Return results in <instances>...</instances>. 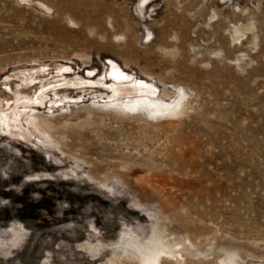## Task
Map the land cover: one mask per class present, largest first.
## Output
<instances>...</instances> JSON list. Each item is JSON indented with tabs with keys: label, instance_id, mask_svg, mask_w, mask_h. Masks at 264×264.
<instances>
[{
	"label": "rangeland",
	"instance_id": "374dc122",
	"mask_svg": "<svg viewBox=\"0 0 264 264\" xmlns=\"http://www.w3.org/2000/svg\"><path fill=\"white\" fill-rule=\"evenodd\" d=\"M64 78L92 83L0 127V264H147L164 229L182 257L159 264H264V0H0V112Z\"/></svg>",
	"mask_w": 264,
	"mask_h": 264
},
{
	"label": "bare ground",
	"instance_id": "6f19581e",
	"mask_svg": "<svg viewBox=\"0 0 264 264\" xmlns=\"http://www.w3.org/2000/svg\"><path fill=\"white\" fill-rule=\"evenodd\" d=\"M111 61V80H124L126 82H134L135 84L138 82L139 86H144V87H150V84L145 83V81L142 80H137L133 78L130 74L127 72H124L121 67L115 63L113 60ZM68 69V66L62 65L61 67L58 68L57 70V76H64V73ZM37 70L33 69H23L18 73V88H29L31 85L34 83L35 79V74ZM107 78V76H105ZM65 80L58 83L54 84L52 86L50 85H43L40 87V90L38 93H35V96L29 97L26 93L19 94L16 97L15 101V106L14 108L11 109L10 115L7 113H2L0 112V127L2 128V131L4 132L5 135H9L12 137H18L23 136L26 137L25 132L21 130L20 127L21 125H25L23 122V116L27 114L28 110L31 109L32 107L37 106L38 104L43 105L45 103V100L47 98V91L49 90H57L59 87L65 86H83L89 83H92L91 81L88 80H79V81H66ZM114 85V84H113ZM114 90V89H113ZM121 91L116 92L115 95V100L117 102L121 103L120 100V95ZM114 103L112 104V107H116L118 109H123L126 108L128 109V112H138V111H146L148 115H151L155 118H162V117H177L182 113V108L179 103L176 104H171L168 102H163V101H152L148 97H135L132 99H128V101L124 104L120 103ZM115 108V109H116ZM125 109V110H126ZM131 112V113H132ZM29 125L34 127L36 131L39 133H43L45 136L50 137L48 135V129L49 123L45 119H41L37 117L35 114L31 115V120H29ZM20 126V127H19ZM17 128V131L15 130ZM28 130L31 132V130L28 127ZM28 131V132H29ZM27 132V131H26ZM48 133V134H47ZM31 134V133H29ZM52 137V136H51ZM50 137V138H51ZM51 140H54L51 138ZM169 233H166V229H164V232L158 233L154 237V249L152 250H141V263H147V264H159L162 263L166 259L165 257L170 256L172 258H178L182 257V254L179 250V243L178 242H171L169 239ZM189 237V236H188ZM187 237V240L190 241V239ZM179 258V259H180ZM170 260V259H169ZM117 260L113 259L112 264H116ZM168 263V262H167ZM166 264V263H165ZM174 264V263H173Z\"/></svg>",
	"mask_w": 264,
	"mask_h": 264
}]
</instances>
